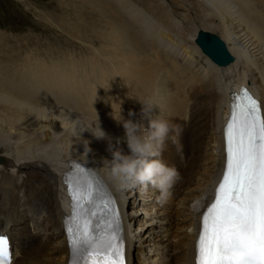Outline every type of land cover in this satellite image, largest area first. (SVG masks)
I'll return each instance as SVG.
<instances>
[{"label": "bare ground", "instance_id": "1", "mask_svg": "<svg viewBox=\"0 0 264 264\" xmlns=\"http://www.w3.org/2000/svg\"><path fill=\"white\" fill-rule=\"evenodd\" d=\"M109 1L121 13L129 10L135 23L112 27L88 64L32 60L13 78H0V217L20 248L12 264H68L60 220L62 175L71 160L96 167L118 192L130 246L143 257L137 264H194L201 209L225 161L222 116L231 91L248 85L264 111V0H172L183 11L165 0H144L158 18L154 31L144 27L142 8ZM109 1L89 4L107 11ZM196 21L222 38L234 57L230 64L220 67L203 53ZM103 35L95 32L98 44ZM137 99L152 103L170 125L158 158L179 179L164 201L151 185L110 175V147L128 151L111 102L123 101L127 119L129 110L139 113ZM97 114L103 139L91 132Z\"/></svg>", "mask_w": 264, "mask_h": 264}, {"label": "snow or ice", "instance_id": "2", "mask_svg": "<svg viewBox=\"0 0 264 264\" xmlns=\"http://www.w3.org/2000/svg\"><path fill=\"white\" fill-rule=\"evenodd\" d=\"M242 100L226 126V167L200 217L195 264H264V118L247 90ZM65 184L73 201L65 219L70 264H125L123 229L106 187L83 170L68 173ZM8 249L0 236V264H11Z\"/></svg>", "mask_w": 264, "mask_h": 264}, {"label": "rangeland", "instance_id": "3", "mask_svg": "<svg viewBox=\"0 0 264 264\" xmlns=\"http://www.w3.org/2000/svg\"><path fill=\"white\" fill-rule=\"evenodd\" d=\"M129 1L143 9L141 17L143 21H147L143 22L144 27L156 30V26L159 25L158 18L155 14L149 13L142 3L144 0ZM165 1L173 5L175 7L173 9L179 7L178 10L183 11L182 7L176 6L172 0ZM109 2L112 8L103 11L95 3L90 5L89 0H0V78L4 76L13 78V74H19L24 68L22 66L32 60H45L43 62L59 64L62 67L73 63L88 64L92 58V49H102L101 43L112 27L124 28L127 24L131 23L132 26L135 23V18L133 14L132 16L129 14V10H123L125 13H121L115 9L112 1ZM100 12H105V16ZM192 14L191 17H195V14ZM194 25L197 29L202 28L197 21ZM97 30L100 37L104 33L100 44L94 38ZM18 66H21L20 72ZM126 101L128 100H124V103ZM154 255L155 253H152L151 256Z\"/></svg>", "mask_w": 264, "mask_h": 264}, {"label": "clouds", "instance_id": "4", "mask_svg": "<svg viewBox=\"0 0 264 264\" xmlns=\"http://www.w3.org/2000/svg\"><path fill=\"white\" fill-rule=\"evenodd\" d=\"M136 101L141 105L140 111L136 113L129 110L127 119L122 114L123 101L111 102V118L122 126L123 142L128 151L125 153L119 147H110L112 159L107 161L110 175L118 182L134 180L140 185H151L159 191L158 199L164 201L179 179L177 170L158 158V149L167 138L170 125L154 111L156 108L152 103L138 99ZM91 132L97 139L105 138L106 133L100 127L98 114L97 123ZM120 143L117 140V145Z\"/></svg>", "mask_w": 264, "mask_h": 264}, {"label": "water", "instance_id": "5", "mask_svg": "<svg viewBox=\"0 0 264 264\" xmlns=\"http://www.w3.org/2000/svg\"><path fill=\"white\" fill-rule=\"evenodd\" d=\"M196 44L204 54L220 67H225L234 60L224 41L215 34L199 31L196 37Z\"/></svg>", "mask_w": 264, "mask_h": 264}]
</instances>
